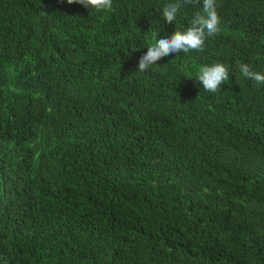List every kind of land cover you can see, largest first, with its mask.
Segmentation results:
<instances>
[{
	"label": "trees",
	"instance_id": "1",
	"mask_svg": "<svg viewBox=\"0 0 264 264\" xmlns=\"http://www.w3.org/2000/svg\"><path fill=\"white\" fill-rule=\"evenodd\" d=\"M169 2L0 0V264H264V0L140 72Z\"/></svg>",
	"mask_w": 264,
	"mask_h": 264
},
{
	"label": "clouds",
	"instance_id": "2",
	"mask_svg": "<svg viewBox=\"0 0 264 264\" xmlns=\"http://www.w3.org/2000/svg\"><path fill=\"white\" fill-rule=\"evenodd\" d=\"M67 2L81 4L85 8H93L97 11L113 10V0H67ZM192 2L193 0H171L164 5L162 17L168 23H172L176 20L181 8ZM195 2L199 4L200 0ZM221 22L217 11V0H202V10L195 12L190 26L185 30H175L170 36L158 38L147 46V52L138 61V71H149L150 66L173 53L203 51L206 39L220 32ZM239 71L246 79L257 84H264V72L254 71L248 63H241ZM229 76V68L224 63L216 62L212 65L200 66L196 78L202 83L205 91L216 93L221 89L222 84L229 80Z\"/></svg>",
	"mask_w": 264,
	"mask_h": 264
}]
</instances>
